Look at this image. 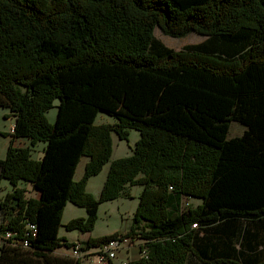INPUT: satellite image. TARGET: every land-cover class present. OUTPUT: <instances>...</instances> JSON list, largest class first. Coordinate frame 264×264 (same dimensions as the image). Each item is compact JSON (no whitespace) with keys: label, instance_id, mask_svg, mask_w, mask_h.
I'll return each mask as SVG.
<instances>
[{"label":"trees","instance_id":"16d2710c","mask_svg":"<svg viewBox=\"0 0 264 264\" xmlns=\"http://www.w3.org/2000/svg\"><path fill=\"white\" fill-rule=\"evenodd\" d=\"M157 28L207 40L174 51ZM0 107L15 118L0 160V181L13 187L0 202V264H78L55 254L76 247L59 235L65 207L87 213L67 231L92 233L100 206L131 199L136 186L131 230L90 238L86 249L141 239L127 264H236L205 262L200 234L264 221V0H0ZM101 112L116 123L97 125ZM233 122L243 136L229 138ZM132 131V156L112 160V134L128 141ZM20 138L31 145L14 146ZM82 158L90 161L75 181ZM107 164L97 199L87 184ZM21 182L39 198L27 199ZM29 223L38 233L28 248L5 240L24 237Z\"/></svg>","mask_w":264,"mask_h":264},{"label":"rangeland","instance_id":"374dc122","mask_svg":"<svg viewBox=\"0 0 264 264\" xmlns=\"http://www.w3.org/2000/svg\"><path fill=\"white\" fill-rule=\"evenodd\" d=\"M155 38L158 42L164 45V47L168 49H172L174 51L181 52L182 50L186 49L188 46L192 45H199L202 44L207 40V37H201L198 35H195V33L188 35L186 38L180 39V38H171L164 35V33L160 29L155 30ZM8 110H5L4 108L0 107V131H3L2 133L6 134L7 132H10L12 121L8 119ZM6 114V115H5ZM58 115V109H57V103L55 105V108H53L48 114L47 119L50 123H55L56 118ZM116 123V120L114 117L101 112L96 117L95 123L97 125H103V124H113ZM246 128L241 126L238 122H233L230 124V137H241L244 135ZM7 131V132H6ZM113 137V155L112 160H118L121 158H125L128 156H132L133 150L136 147V143L140 138L139 132L132 131L129 135L128 141H121L115 133L112 134ZM11 142L10 134L9 135H0V159H5L7 157V148ZM46 144L41 143L39 145L35 146V153L33 154L34 159L37 158V152L42 151L43 147ZM88 158H84V162L88 161ZM83 162V163H84ZM110 164H107L100 175H97L95 178L92 179V184L89 187V190L93 196H95L97 199L100 197L101 188L99 181L101 179L106 177V172L109 171ZM2 182L0 183V202L3 201L7 193L11 192L13 190V187L7 181L6 179H2ZM26 185L25 182H21L20 186L21 188ZM26 189V188H24ZM27 190V189H26ZM130 190H132V196L131 199L128 198H119L116 201H109L105 202L100 206L99 209V219L98 223L95 225V229L92 233L93 237L99 238L105 235L109 234H115L117 232L120 233H126L131 230L133 223V216L135 211L138 208L139 205V195L142 193V187L136 186L132 187ZM28 191V190H27ZM28 194H25L27 198L29 197ZM32 193V192H31ZM98 195V196H97ZM31 197V195H30ZM184 202V201H183ZM187 201L184 202V206ZM189 203L191 207H197L200 204L199 200H189ZM86 211L85 209H82V207H78L74 204H68L67 208L65 207L61 227L59 230V235L61 237H65V239L69 242L71 241H78L80 239H83V236H86L85 234H82L80 231H67L65 224L69 223L71 220L76 218H86ZM130 244L125 243L124 246V253L121 251L119 252V255H117V259L115 261V264H127L130 261L136 260L141 256V245H143V241L136 240L131 241L128 240ZM82 245V244H81ZM84 246V245H82ZM67 250V249H66ZM63 249L60 252H65L66 254L72 253L69 251H66Z\"/></svg>","mask_w":264,"mask_h":264},{"label":"crops","instance_id":"0c3cea01","mask_svg":"<svg viewBox=\"0 0 264 264\" xmlns=\"http://www.w3.org/2000/svg\"><path fill=\"white\" fill-rule=\"evenodd\" d=\"M5 110H8V109H5ZM8 112L9 113L7 117L9 120L12 121V126L10 129V132L6 131L7 132L6 134L11 135L13 132L14 126H15V118L10 115L9 110ZM2 132L3 131H0V135H2ZM29 145H31L30 141L22 139V138L16 140L14 144V146L22 147V148L28 147ZM35 152H36L35 147H33L32 156ZM43 152H44V147L42 151L37 152V158H38L37 160H40L42 158ZM89 161L90 160L84 162V158H82L81 162H79L77 170H76V174L74 177L75 181H79L81 177L84 176L85 167ZM108 173L109 171L106 172V177L101 179V181H99L101 193H102L106 178L108 177ZM95 177H92L88 181V184H87V191L90 194L91 192L89 190V187L93 183L92 179ZM1 182L2 181H0V183ZM22 188H26L28 190L27 191L29 192L28 198H36V199L39 198V194L36 193V191H34L31 188V186H29L28 184H26ZM130 193L132 194V190H130ZM92 233L85 234L86 236H83L84 238L78 241H71V242L69 241V242L75 243V244L81 243L82 245H84L88 241V239L96 238L92 236ZM117 233H120V232H117ZM200 235H201L200 240H199L200 243H198V248L199 250H204L205 252H207L206 254L208 256L206 258H202L205 262L211 259H216V258L227 259L228 257L230 258L231 261H234V263L236 264H261L264 262V221L255 222V223L241 222V223H237L233 225L231 224H224L221 226L218 225L212 229H208L205 233L202 232ZM63 249L66 250V248L63 247L59 249L57 253L55 254L60 255V256L65 255L69 257H74L73 249H69V250L67 249L66 251L72 252L68 254H66L65 252H60ZM122 251H121L122 253L125 252L124 250ZM187 264H203V263L199 261V259H196L194 257V258H190Z\"/></svg>","mask_w":264,"mask_h":264},{"label":"built area","instance_id":"2783aa9c","mask_svg":"<svg viewBox=\"0 0 264 264\" xmlns=\"http://www.w3.org/2000/svg\"><path fill=\"white\" fill-rule=\"evenodd\" d=\"M195 227V225H194ZM193 227V228H194ZM37 227L35 224H27L26 232L24 237L21 239L17 238L16 233L8 232L4 236L5 240H11L14 245H19L24 248L29 247L30 239L37 237ZM129 241L122 240L121 238L115 241H111L108 244L100 248L86 249L81 243H77L76 247L73 248V258L78 264H114L119 252L124 249V246Z\"/></svg>","mask_w":264,"mask_h":264}]
</instances>
